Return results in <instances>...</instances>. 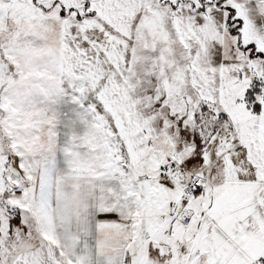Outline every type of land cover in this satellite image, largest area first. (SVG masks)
Returning <instances> with one entry per match:
<instances>
[{"label": "snow or ice", "instance_id": "snow-or-ice-1", "mask_svg": "<svg viewBox=\"0 0 264 264\" xmlns=\"http://www.w3.org/2000/svg\"><path fill=\"white\" fill-rule=\"evenodd\" d=\"M0 264H264V0H0Z\"/></svg>", "mask_w": 264, "mask_h": 264}]
</instances>
